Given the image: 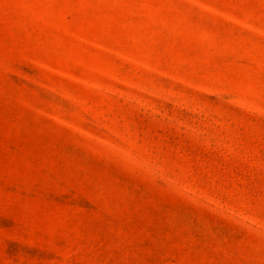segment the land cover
<instances>
[{"label":"rangeland","instance_id":"374dc122","mask_svg":"<svg viewBox=\"0 0 264 264\" xmlns=\"http://www.w3.org/2000/svg\"><path fill=\"white\" fill-rule=\"evenodd\" d=\"M0 264H264V0H0Z\"/></svg>","mask_w":264,"mask_h":264}]
</instances>
